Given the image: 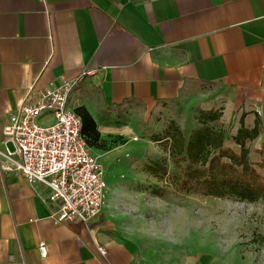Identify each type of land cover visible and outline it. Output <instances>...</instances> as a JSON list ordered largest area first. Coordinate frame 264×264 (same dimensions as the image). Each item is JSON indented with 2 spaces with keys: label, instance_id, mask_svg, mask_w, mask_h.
<instances>
[{
  "label": "crops",
  "instance_id": "0c3cea01",
  "mask_svg": "<svg viewBox=\"0 0 264 264\" xmlns=\"http://www.w3.org/2000/svg\"><path fill=\"white\" fill-rule=\"evenodd\" d=\"M63 77L80 79L70 102L97 121L109 146L92 148L100 160L134 146L139 115L181 98L220 108L234 134L242 117L253 128L264 122V0H0V150L11 113ZM248 145L259 161L264 128ZM50 193L0 158V264H171L136 255L122 200L90 222L57 224Z\"/></svg>",
  "mask_w": 264,
  "mask_h": 264
},
{
  "label": "rangeland",
  "instance_id": "374dc122",
  "mask_svg": "<svg viewBox=\"0 0 264 264\" xmlns=\"http://www.w3.org/2000/svg\"><path fill=\"white\" fill-rule=\"evenodd\" d=\"M205 108L206 104L181 98L160 105L146 120L139 115L134 146L122 148L118 160L101 159L110 192L105 202L122 200L118 207L131 214L120 222L140 259L171 264L264 260V200L250 203L231 196L182 192L152 172L156 161L170 172L175 170L166 150L168 140L159 139L173 128L190 133L199 125L200 111ZM228 132L234 135L236 131L231 128ZM230 145L238 149L234 143ZM7 146L14 151L11 142Z\"/></svg>",
  "mask_w": 264,
  "mask_h": 264
},
{
  "label": "built area",
  "instance_id": "2783aa9c",
  "mask_svg": "<svg viewBox=\"0 0 264 264\" xmlns=\"http://www.w3.org/2000/svg\"><path fill=\"white\" fill-rule=\"evenodd\" d=\"M79 81L63 77L40 91L35 101L27 98L3 128L2 168L19 171L28 182L50 188L49 200L55 205L51 217L57 224L92 221L102 211L109 188L104 164L83 135L82 117L70 105ZM39 249L47 255L45 242ZM98 249L106 256L104 246Z\"/></svg>",
  "mask_w": 264,
  "mask_h": 264
},
{
  "label": "trees",
  "instance_id": "16d2710c",
  "mask_svg": "<svg viewBox=\"0 0 264 264\" xmlns=\"http://www.w3.org/2000/svg\"><path fill=\"white\" fill-rule=\"evenodd\" d=\"M75 110L83 120V135L91 148L108 149L98 124L85 106ZM222 110L202 109L199 125L186 133L173 128L160 141H165L175 170L169 171L163 162L152 164V172L165 182L170 180L179 191L214 197H235L241 201L264 200V150L261 159L251 158L249 142L257 139L264 122L257 120L253 128L244 125L230 135L222 121ZM234 143L238 149L231 146ZM160 195V194H159Z\"/></svg>",
  "mask_w": 264,
  "mask_h": 264
}]
</instances>
